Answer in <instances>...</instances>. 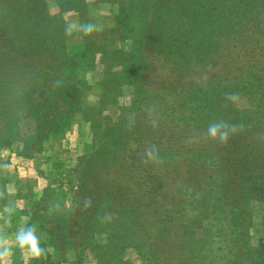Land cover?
<instances>
[{
    "label": "rangeland",
    "instance_id": "obj_1",
    "mask_svg": "<svg viewBox=\"0 0 264 264\" xmlns=\"http://www.w3.org/2000/svg\"><path fill=\"white\" fill-rule=\"evenodd\" d=\"M160 1L0 0V117L15 116L19 140L66 107L42 91L76 92L64 134L26 143L24 155L0 146V217L12 209L10 224L0 218L6 264H247L232 254L228 202L244 193L242 230L257 244L264 198L238 185L264 184V0H202L201 10L188 0L166 20L183 23L186 43L175 39L181 29L164 28L163 42L146 31ZM69 19L104 28L68 37ZM227 93L237 100L225 107ZM221 119L239 126L228 144L189 142ZM152 145L161 162L146 164ZM25 225L36 226L39 258L15 243Z\"/></svg>",
    "mask_w": 264,
    "mask_h": 264
},
{
    "label": "trees",
    "instance_id": "obj_2",
    "mask_svg": "<svg viewBox=\"0 0 264 264\" xmlns=\"http://www.w3.org/2000/svg\"><path fill=\"white\" fill-rule=\"evenodd\" d=\"M196 2L195 8L198 10H201L202 8V0H193ZM187 6H189L188 4V0H181L180 2L178 0H173L172 3L169 4V0H161L158 5H156L155 8L156 11L154 13V16L151 19L150 22V26L147 28V32L152 31L154 32L155 35H158V41L160 40L161 42L163 41H168L167 37L163 38L162 36L164 35V28H166L167 26L170 27H174L177 29H181L182 32L178 33V35L176 36L175 39H177L178 41L182 42V43H186L185 40H182L183 37H185L187 35V33H185L186 31L184 30V25L183 23H179L178 26H176V24H172V23H166V20L169 21H174L175 18H180L179 16H177V13L179 12V10H183L185 9ZM165 12L167 15L166 16H161V13ZM197 12H193L192 15L196 16ZM163 15V14H162ZM186 16H188V14H186ZM161 17L163 18L162 20V24L158 23V19L161 22ZM176 26V27H175ZM161 32L159 33V29H161ZM159 35L162 37L159 39ZM195 37V36H194ZM173 39V38H172ZM178 43V42H176ZM167 47H171V45H168ZM160 50V49H159ZM158 50V51H159ZM161 52V51H160ZM259 79H257L258 81ZM263 80V79H261ZM247 87H251L253 89V87L255 86L254 82L253 83H246ZM246 85H244V88H246ZM259 88L264 86V82H262V84L258 85ZM34 94H37L34 93ZM214 93H210L209 97H207L208 103H213V97L218 95H213ZM42 96H48L51 99L54 100H61L63 102H65L66 107L64 109V107H60L58 110L60 111L59 115L53 117V118H49V117H44L43 121H40L39 119L37 120V134L32 137L30 136L26 141H21L19 140L20 138H22L20 136L19 133V129L17 126V121L15 116H12L10 118H2V116L0 117V140H4V143H0V146H8L10 148H12L15 152H18L17 154L20 155H24L25 153L23 152V147L26 145V143L28 142H32V140L35 142V145L33 148H35L37 145L38 146H42V143L46 140V138L50 135V134H54V133H61L64 134L65 131L63 130L65 127L69 128L70 123L67 122V119L69 118V116L71 115L72 111H73V106H74V102L76 101V92L73 91H69L65 88V86H59L56 88H52V89H45L44 91H42ZM214 107V106H213ZM7 110H10L13 113L16 114V111H20L23 108H26L24 106L21 105H5V107ZM215 109H219V107H216ZM55 118V119H54ZM48 119V121H46ZM19 143V145H17ZM21 144V145H20ZM18 150H21L20 152ZM244 172H247L244 170ZM240 178L243 180V182H245L246 180H248L249 175L245 174V173H241L240 174ZM259 178L257 177L256 180H250L249 183L250 185H245V184H239V190H246V189H256L258 188V191L261 193V195H263L264 198V184L261 183L259 180ZM263 186V187H262ZM238 190V191H239ZM247 198H245L244 193H242L241 195L237 194V196L235 197V199L230 200L228 203L231 204L233 203L231 209H233L234 213L232 215V220H233V232H232V238L234 239V247L232 251V254L236 253V257H238V255H243V254H247V264H264V216L262 217V227H263V233L259 236L257 244L255 245H249L248 243H246V238L249 236L247 235V231H243L242 229L245 228V220L243 219V213H244V208L245 206L244 204V200H246ZM203 208V207H202ZM263 209H264V202H263ZM206 214V213H204ZM207 217V216H206ZM241 237H245V238H241ZM186 238V237H185ZM242 239V240H241ZM188 239L185 240V243L187 244ZM246 243V244H244ZM248 244V245H247ZM187 248V246H183L182 250H180V252H184V249ZM196 252V251H195ZM194 252V253H195ZM193 254V252H191ZM180 255L182 253H179ZM238 254V255H237ZM188 256V255H187ZM195 257V256H194ZM191 258H193V256H191Z\"/></svg>",
    "mask_w": 264,
    "mask_h": 264
},
{
    "label": "clouds",
    "instance_id": "obj_3",
    "mask_svg": "<svg viewBox=\"0 0 264 264\" xmlns=\"http://www.w3.org/2000/svg\"><path fill=\"white\" fill-rule=\"evenodd\" d=\"M103 24L95 23L92 21L82 22L79 19H69L65 22L64 25V34L68 37L73 35H81L84 37L92 36L95 33L103 31ZM209 70H211V66L209 65ZM196 81L199 83L201 77H194ZM203 80L206 82L207 75L203 76ZM237 100V94L235 93H227L225 94V107H227L228 102H235ZM149 113L154 111L153 108L149 107ZM151 124L153 127L156 126L157 121L151 120ZM238 125L231 124L223 119L216 120L207 126V128L199 132L197 136H191L189 138V142H213L219 144L221 146L228 144L230 139L237 133ZM158 149L155 145H152L149 148L145 149L144 152V163H160ZM83 204L85 208L91 207L92 199L90 197H85ZM55 208H58L59 205H54ZM51 211V210H50ZM11 215L12 209L8 208V215L0 217L4 220L6 224L11 223ZM113 213H105L103 217H101L102 221H111L113 218ZM15 243L16 245L22 249L27 250V252L35 257L39 258L44 255V249L40 246V239L36 234V226L35 225H25L17 230L15 233ZM10 249L7 245L6 240L0 236V264H6V260L8 257Z\"/></svg>",
    "mask_w": 264,
    "mask_h": 264
}]
</instances>
